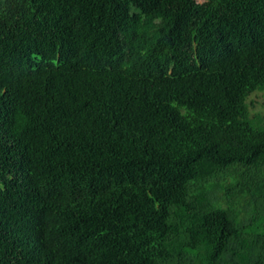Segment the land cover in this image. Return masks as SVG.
Instances as JSON below:
<instances>
[{"label":"trees","instance_id":"trees-1","mask_svg":"<svg viewBox=\"0 0 264 264\" xmlns=\"http://www.w3.org/2000/svg\"><path fill=\"white\" fill-rule=\"evenodd\" d=\"M264 0H0V264H264Z\"/></svg>","mask_w":264,"mask_h":264},{"label":"rangeland","instance_id":"rangeland-1","mask_svg":"<svg viewBox=\"0 0 264 264\" xmlns=\"http://www.w3.org/2000/svg\"><path fill=\"white\" fill-rule=\"evenodd\" d=\"M9 1V0H4ZM250 113H260L264 115V92H254L248 98Z\"/></svg>","mask_w":264,"mask_h":264}]
</instances>
